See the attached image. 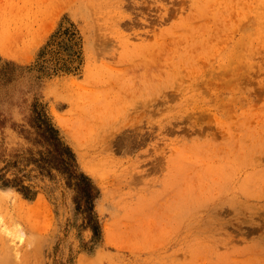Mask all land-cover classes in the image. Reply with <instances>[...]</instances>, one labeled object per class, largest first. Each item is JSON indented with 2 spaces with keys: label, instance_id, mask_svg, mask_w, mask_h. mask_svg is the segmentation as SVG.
Instances as JSON below:
<instances>
[{
  "label": "rangeland",
  "instance_id": "obj_1",
  "mask_svg": "<svg viewBox=\"0 0 264 264\" xmlns=\"http://www.w3.org/2000/svg\"><path fill=\"white\" fill-rule=\"evenodd\" d=\"M4 61L0 264H264V0H0Z\"/></svg>",
  "mask_w": 264,
  "mask_h": 264
},
{
  "label": "trees",
  "instance_id": "obj_2",
  "mask_svg": "<svg viewBox=\"0 0 264 264\" xmlns=\"http://www.w3.org/2000/svg\"><path fill=\"white\" fill-rule=\"evenodd\" d=\"M61 30V27L56 31L48 40V42L45 44V46L40 51V54L38 56V60L33 65V68L38 73H42L44 75H52V74H58V73H70L73 68L72 64L75 60V58H78L79 54V47H80V37L78 36V31L75 29L73 25H70V27L65 28L61 33L59 32ZM64 35L65 36V44L64 47L68 51V57L62 58L57 56L56 53L52 52V50H49V48L54 45L56 42V39L58 35ZM78 47V50H77ZM49 53L50 55L54 53L55 57L51 58H45V55ZM77 56V57H76ZM16 65L12 62L4 61V63L0 66V84H8L15 80V70ZM31 67H28L27 69L31 70L33 69ZM30 118H34L37 121L36 125V134L40 137H42L48 145H58L60 144V138L58 135V131L56 128H54L53 125L48 123V118L45 116H42L40 113H35V116L32 115ZM68 150V148H67ZM66 151V150H65ZM43 161L46 163V166L48 167V160L43 159ZM73 162L74 157L71 153H59L57 157V164L60 166H63L69 173L71 178H74L76 180L77 186L80 188V190L83 193V197L85 198V202L88 203L89 199L91 197V190L90 185L87 182L86 177L84 175L79 174L77 175L75 170L73 169ZM2 187H14L19 191L24 197L29 198L31 195L34 196V193H29L30 191L27 190L26 187L20 185V183H17V179H14L11 182L2 181L1 183ZM95 232V228L93 229Z\"/></svg>",
  "mask_w": 264,
  "mask_h": 264
}]
</instances>
